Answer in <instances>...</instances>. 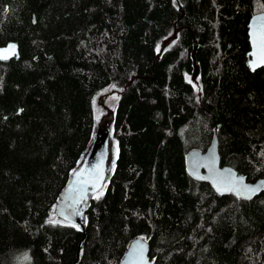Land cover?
<instances>
[{"label":"trees","instance_id":"trees-1","mask_svg":"<svg viewBox=\"0 0 264 264\" xmlns=\"http://www.w3.org/2000/svg\"><path fill=\"white\" fill-rule=\"evenodd\" d=\"M264 0H0V264H118L143 237L154 264H264V192L218 194L185 157L216 136L221 165L264 175V67H248ZM198 74L195 90L187 76ZM117 94V154L84 231L55 215Z\"/></svg>","mask_w":264,"mask_h":264},{"label":"water","instance_id":"water-1","mask_svg":"<svg viewBox=\"0 0 264 264\" xmlns=\"http://www.w3.org/2000/svg\"><path fill=\"white\" fill-rule=\"evenodd\" d=\"M260 16H264V11L253 14L247 23V38L249 43V50L247 52L249 59L247 64L251 71L254 70L249 66L250 62L256 59V57L250 55V53H253L250 31L253 19ZM10 45L15 46L14 52L9 49ZM6 49L8 50L7 52L4 51ZM0 54L8 57L7 59H0L2 62H8L13 58L17 59L19 57L17 42L8 41L6 44L1 45ZM262 67H264V63H260L255 70ZM92 168L96 167L92 166ZM92 168L82 165L80 169L72 173L69 183L59 194L58 201L54 208L56 216L63 221L78 225L81 231H84L83 214L85 212V205L90 195L95 193L102 186L105 177L104 173L100 172L97 168L98 171L95 174H91L93 171ZM185 168L191 177L207 182L218 194L233 195L243 200L249 199L244 198V196L238 197L235 192L232 191H217V186L214 185L213 181H216L222 188L231 186L240 178H243V184L247 187H257L264 182V175L251 181L244 175L238 173L233 167L221 165L216 136L204 151L191 150L186 155ZM101 176L103 177L102 179L99 178ZM83 181H87L88 183L85 184ZM93 184L96 186L93 187ZM85 187L87 188V194L84 199H81L82 192L80 190ZM261 192H264V187H260L255 193H249L248 195H251L252 199ZM77 201L79 202L77 203ZM118 264H154V261L149 257L147 241L143 237H136L131 240Z\"/></svg>","mask_w":264,"mask_h":264},{"label":"rangeland","instance_id":"rangeland-1","mask_svg":"<svg viewBox=\"0 0 264 264\" xmlns=\"http://www.w3.org/2000/svg\"><path fill=\"white\" fill-rule=\"evenodd\" d=\"M187 79L195 90L199 89V78L196 72L187 76ZM117 98V94L108 95V91H104L94 101L93 136L76 166L77 168L84 163L90 167L99 165L98 170L105 175L103 183L113 169V161L115 162L117 154L116 145L111 137Z\"/></svg>","mask_w":264,"mask_h":264},{"label":"snow or ice","instance_id":"snow-or-ice-1","mask_svg":"<svg viewBox=\"0 0 264 264\" xmlns=\"http://www.w3.org/2000/svg\"><path fill=\"white\" fill-rule=\"evenodd\" d=\"M250 37H251V43L253 45V53H250V55H253L256 57L253 61L250 62V67L255 70L257 66H259L260 63H264V16L256 17L253 19L252 25H251V31H250ZM14 45H10L9 49H11L14 52ZM7 52L8 50H4ZM8 57L6 55L0 54V59H7ZM259 62V63H258ZM114 166V161H113ZM96 168H99V165L96 166ZM102 179L103 177H99ZM202 178V177H198ZM83 183L87 184V181H83ZM214 185L217 186V191H232L235 192V194L240 197L244 196L246 199H251V195H248L249 193H255L260 187H264V182H262L261 185H258L257 187H247L243 184V178H240L238 181H236L231 186H227L222 188L220 185L216 183V181H213ZM93 187L96 185L93 184ZM82 192L81 199H84L87 194V188H83L80 190ZM79 201H77L78 203ZM63 214V213H61ZM76 214V213H73Z\"/></svg>","mask_w":264,"mask_h":264},{"label":"flooded vegetation","instance_id":"flooded-vegetation-1","mask_svg":"<svg viewBox=\"0 0 264 264\" xmlns=\"http://www.w3.org/2000/svg\"><path fill=\"white\" fill-rule=\"evenodd\" d=\"M83 166H87L86 165V163H84V164H82ZM82 165L80 164L77 168H76V170L77 169H80L81 167H82ZM87 167H90V166H87ZM90 168H92V167H90ZM93 169V171H92V173L91 174H95L98 170L96 169V168H92Z\"/></svg>","mask_w":264,"mask_h":264}]
</instances>
